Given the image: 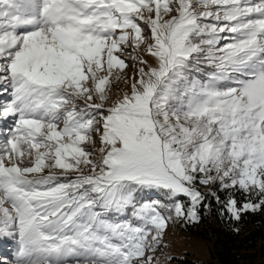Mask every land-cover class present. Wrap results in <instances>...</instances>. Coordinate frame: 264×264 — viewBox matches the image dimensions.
Listing matches in <instances>:
<instances>
[{
  "label": "snow or ice",
  "instance_id": "snow-or-ice-1",
  "mask_svg": "<svg viewBox=\"0 0 264 264\" xmlns=\"http://www.w3.org/2000/svg\"><path fill=\"white\" fill-rule=\"evenodd\" d=\"M212 200L264 212V0H0V264H161Z\"/></svg>",
  "mask_w": 264,
  "mask_h": 264
},
{
  "label": "trees",
  "instance_id": "trees-1",
  "mask_svg": "<svg viewBox=\"0 0 264 264\" xmlns=\"http://www.w3.org/2000/svg\"><path fill=\"white\" fill-rule=\"evenodd\" d=\"M174 227L210 243L211 258L199 261L189 256L174 257L166 264H264V212L248 213L233 222L212 200L210 207L202 211L199 223Z\"/></svg>",
  "mask_w": 264,
  "mask_h": 264
},
{
  "label": "rangeland",
  "instance_id": "rangeland-1",
  "mask_svg": "<svg viewBox=\"0 0 264 264\" xmlns=\"http://www.w3.org/2000/svg\"><path fill=\"white\" fill-rule=\"evenodd\" d=\"M165 240L169 247L159 255L161 264H166L167 256H189L199 261H208L211 258L210 243L202 239L192 238L174 226L169 227ZM13 247L11 241L0 242V258L8 255Z\"/></svg>",
  "mask_w": 264,
  "mask_h": 264
}]
</instances>
